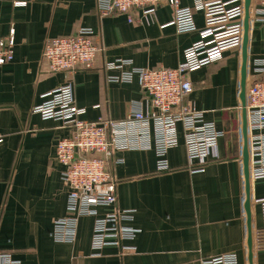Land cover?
Instances as JSON below:
<instances>
[{
	"label": "crops",
	"instance_id": "1",
	"mask_svg": "<svg viewBox=\"0 0 264 264\" xmlns=\"http://www.w3.org/2000/svg\"><path fill=\"white\" fill-rule=\"evenodd\" d=\"M15 1L0 0V38L12 36L15 41L13 62L0 67L4 137L0 144V254H11L22 264H202L234 253L238 264H249L241 49L227 51L222 60L189 76L194 87L190 101L224 132L220 159L191 167L181 126L180 145L167 154L171 172H157L153 132L148 138L150 149H141L140 141V148L115 151L119 163L112 170L118 182V208L135 212L128 225L140 232L131 243L136 248L131 253L122 255L116 247L98 252L92 249L93 216L79 219L75 242L51 237L54 223L69 215L65 167L56 159V144L71 136L72 128L62 121L44 120L32 109L44 102V95L70 82L76 106L86 112L84 120L122 122L132 109L148 111L150 99L139 76L132 82H110L108 77L120 71L107 69V64L130 60L133 66L148 70L176 68L184 51L199 41L204 15L194 12L198 31L179 34L171 25L174 8L167 3L143 18L134 12L131 23L124 14L103 15L97 0H26L22 6ZM217 1L232 0H203ZM181 6L193 7L194 1L181 0ZM259 8L250 9L247 82L264 80V71H257L259 64L264 69V16ZM84 28L96 32L102 48L93 67L72 75L52 73L42 60L45 43ZM250 194L253 264H264L257 204L264 200L262 179L251 182ZM108 211L100 208L99 214Z\"/></svg>",
	"mask_w": 264,
	"mask_h": 264
},
{
	"label": "built area",
	"instance_id": "2",
	"mask_svg": "<svg viewBox=\"0 0 264 264\" xmlns=\"http://www.w3.org/2000/svg\"><path fill=\"white\" fill-rule=\"evenodd\" d=\"M97 1L103 15L124 14L131 23L135 22L134 12L138 11L143 18L154 13L159 5L167 3L174 8L171 25L179 34L198 31L195 11L202 12L205 20L199 41L184 51L183 61L176 68L148 70L133 66L130 60L107 64V69L120 71V75L108 77L110 82H132L135 76H139L142 89L150 99L148 111L132 109L122 122L102 118L95 122L84 120L82 116L86 112L76 106L74 85L70 82L44 95V102L32 109L44 120L62 121L72 128L71 136L59 139L56 144V159L65 167L63 181L68 189L69 215L54 223L51 237L57 242L73 243L79 219L93 216L96 220L92 249L99 252L106 247H116L125 255L136 250L131 243L140 231L128 225L134 220L135 212L118 208V182L112 166L119 162L115 160L114 152L139 147L140 141L143 143L141 149H150L148 138L153 132L157 172H171L167 154L180 145L181 126L191 167L195 163L204 165L220 159L219 141L224 132L214 122H208L205 113L190 101L194 87L189 76L222 60L227 51L242 48L245 3L244 0L208 3L193 0V7H182L181 0ZM26 2L16 0L15 4L22 6ZM251 6L254 10L260 7L257 11L261 10L264 16V0H251ZM96 37L94 30L84 28L69 37L49 39L45 43L42 60L52 73L72 75L78 69L92 68L102 52ZM14 48L12 36L0 38V67L13 62ZM259 65L257 71L262 73L264 69L262 64ZM246 110L250 181L253 183L256 179L264 181V80L247 82ZM144 139H147V144ZM3 140L0 132V144ZM257 204L261 208L264 232V200ZM100 208L109 211L101 216ZM0 264L22 263L11 254H0ZM202 264H238L237 255L224 254L203 260Z\"/></svg>",
	"mask_w": 264,
	"mask_h": 264
},
{
	"label": "water",
	"instance_id": "3",
	"mask_svg": "<svg viewBox=\"0 0 264 264\" xmlns=\"http://www.w3.org/2000/svg\"><path fill=\"white\" fill-rule=\"evenodd\" d=\"M251 0H245V19H244V38L242 44V68H241V82H240V100L242 107V137H243V150L242 161L245 180V212L247 215V228H248V260L249 264H253V240H252V207H251V181L249 170V149H248V119L246 110V87L248 77V47H249V33H250V18H251Z\"/></svg>",
	"mask_w": 264,
	"mask_h": 264
}]
</instances>
